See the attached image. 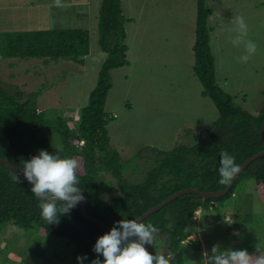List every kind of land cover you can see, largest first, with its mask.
Segmentation results:
<instances>
[{"label":"rangeland","instance_id":"374dc122","mask_svg":"<svg viewBox=\"0 0 264 264\" xmlns=\"http://www.w3.org/2000/svg\"><path fill=\"white\" fill-rule=\"evenodd\" d=\"M10 1L0 0V33L63 28L88 31L90 51L82 67L67 61L44 64L33 60L9 67L14 60L0 59L2 90L12 97L22 93L23 101L45 88L35 100L38 110H55L74 132L73 124L106 57L98 45L100 0H60L61 6H51L53 1L56 5L55 0H23L18 12ZM28 1L42 5L27 7ZM120 2L127 20L128 64L110 72L112 88L105 105L113 116L106 127L110 147L126 161L144 148L169 151L176 145L195 143L218 118L211 100L202 97V86L192 71L196 0ZM206 7L210 10L207 27L216 83L237 105L256 115L264 100V0H206ZM237 16L245 18L247 39L258 45L247 63L239 59L246 54L244 46L231 43ZM142 155L136 174L125 175L132 182L143 180L154 165V154L144 150ZM75 159L77 173L83 174L82 158ZM102 176L105 186H112L103 187L101 198L117 197L116 181L109 174ZM238 186L240 191L219 207L217 215L209 211L200 221L199 212L195 213L186 228L190 237L180 248L184 264L186 260L202 264L203 253L211 254L214 245H220L221 251L246 249L249 254H255L256 247L264 250V186L252 180ZM226 215L229 221H225ZM235 215L245 220V227L229 231ZM190 242L199 243L200 250H194ZM165 244L164 238L155 235L154 244L145 247L155 255ZM76 258L65 240L47 237L41 230L31 234L7 225L0 231V264H78Z\"/></svg>","mask_w":264,"mask_h":264},{"label":"trees","instance_id":"16d2710c","mask_svg":"<svg viewBox=\"0 0 264 264\" xmlns=\"http://www.w3.org/2000/svg\"><path fill=\"white\" fill-rule=\"evenodd\" d=\"M209 16L206 0H196L192 71L202 86V97L211 100L218 114L211 127L202 132V139L190 145H176L169 151L144 148L126 161L110 147L106 127L113 116L105 111V105L112 88L111 70L128 64L124 44L127 20L122 15L120 0H100L98 45L106 57L87 103L73 124L74 132L55 110H38L35 100L45 88L22 101V93L12 97L0 87V159L20 169L21 161L38 155L39 150L58 153L62 158L81 157L84 171L83 174L76 172L78 187L84 196L81 203L88 216L99 220L109 230L122 219L136 220L180 190L224 189L228 184L218 183L221 152L234 155L235 162L241 165L264 149V137L260 133L264 123V100L257 114L252 115L216 83L207 27ZM89 51V34L85 29L0 33V59L14 60L9 62V67L29 60L44 64L67 61L82 67ZM144 150L154 154V165L146 171L143 180L132 182L125 175L136 174L137 160L143 157ZM103 173L116 181L120 192L117 197L101 198L103 187L112 186L110 183L105 186ZM13 175V171L0 164V231L7 225L31 234L41 230L47 237L65 240L73 247V255L87 256L83 264H91L97 258L92 249L97 239L104 235L101 229L84 219L79 204L67 215L60 216L59 223L48 224L41 217L40 201L32 194L31 184L21 177V182L16 183ZM250 180L264 186V156L247 166L226 195L207 200L194 194L182 195L146 218L143 223L156 226L159 231L155 235L166 240L160 254L170 258V264H184L180 248L190 237L186 228L195 219V212L200 210L204 215L214 211L217 215L219 207L240 191L238 184ZM243 223L245 220H238L235 215L227 229L239 230ZM188 245L200 250L199 243ZM99 258L103 261L102 255Z\"/></svg>","mask_w":264,"mask_h":264},{"label":"clouds","instance_id":"9594fccd","mask_svg":"<svg viewBox=\"0 0 264 264\" xmlns=\"http://www.w3.org/2000/svg\"><path fill=\"white\" fill-rule=\"evenodd\" d=\"M56 6H61L60 0H55ZM236 35L231 43L234 46L243 45L245 55L240 62L247 63L256 53L258 45L247 39L248 25L243 16L234 18ZM81 143V142H80ZM62 151V149L60 150ZM22 167L14 171L12 179L20 183V175L31 184V192L40 201L41 217L48 224L59 223L62 215H67L71 209L83 202L84 196L78 187V162L74 158H62L58 153L49 154L39 150L38 155L27 161H21ZM241 171L235 162V156L223 151L220 154L219 180L222 185L229 184ZM61 207H57V205ZM196 213V212H195ZM159 229L153 224H145L138 220L122 219L114 223L111 230L99 237L92 249L97 258L91 264H170V258L162 254L152 255L145 245H153L155 234ZM102 255L103 261L99 258ZM171 255V254H170ZM78 264H83L87 256H77ZM186 260L185 264H191ZM202 264H264V250L256 247L255 254H249L246 249L221 251L220 245H214L211 254L203 253Z\"/></svg>","mask_w":264,"mask_h":264},{"label":"water","instance_id":"95a60500","mask_svg":"<svg viewBox=\"0 0 264 264\" xmlns=\"http://www.w3.org/2000/svg\"><path fill=\"white\" fill-rule=\"evenodd\" d=\"M261 137H264V123L262 124L261 127ZM264 156V149L258 153H256L255 155H253L252 157L248 158L247 160H245L241 165V171L239 174H237V176L222 190H218V191H208V192H200L196 189H183L180 190L178 192H176L175 194H173L172 196H170L169 198H167L165 201H163L162 203H160L159 205H156L155 207L149 209L148 211H146L145 213H143L140 217H138L136 220H138V222H143L146 218H148L150 215L158 212L161 208H163L164 206L168 205L169 203L173 202L175 199L179 198L182 195H186V194H194V195H198L199 197H201L203 200H207V199H217L220 198L224 195H226L228 193V191L231 189V187L233 186L234 182L237 180V178L240 176V174L247 168V166L257 160L258 158ZM0 164L5 165L8 169H10L11 171H15V170H19L18 168H15L13 166H11L6 160L0 159ZM21 179L25 182H28L27 179L23 176V174L20 175ZM80 206V211H81V215L84 217V219H86L89 222L94 223L98 228L101 229V231L106 234L108 233L110 230L103 224L101 223L99 220L90 217L86 214L85 211V207L83 203H78Z\"/></svg>","mask_w":264,"mask_h":264},{"label":"crops","instance_id":"0c3cea01","mask_svg":"<svg viewBox=\"0 0 264 264\" xmlns=\"http://www.w3.org/2000/svg\"><path fill=\"white\" fill-rule=\"evenodd\" d=\"M21 1L23 2V0H12V1H10V3L12 4L13 2V4L15 5V9H13V11L14 12H18L19 10H21V7H20V4H21ZM52 1V0H51ZM50 2V1H49ZM28 5H27V7H30V5H31V7H38V6H41L42 4H40L39 2H37L35 5L32 3V4H30V2L28 1V3H27ZM61 5H64V3H62ZM51 6H56V5H54V1H53V5H51ZM24 7H26V6H24ZM23 7V8H24ZM22 8V9H23ZM39 8V7H38ZM197 212H199V217H197V219H199L200 221H202V218H203V213H201V211L200 210H198ZM207 214H209L208 212H207ZM225 221H229L230 219H228V216L226 215L225 217ZM198 225V224H197ZM243 227H245V224L243 223L242 225H241V227L239 228V230H242L243 229ZM201 247V246H200Z\"/></svg>","mask_w":264,"mask_h":264},{"label":"built area","instance_id":"2783aa9c","mask_svg":"<svg viewBox=\"0 0 264 264\" xmlns=\"http://www.w3.org/2000/svg\"><path fill=\"white\" fill-rule=\"evenodd\" d=\"M82 143V142H81Z\"/></svg>","mask_w":264,"mask_h":264}]
</instances>
